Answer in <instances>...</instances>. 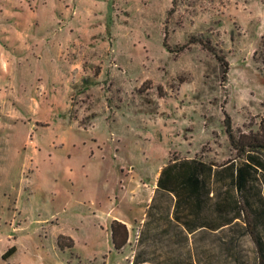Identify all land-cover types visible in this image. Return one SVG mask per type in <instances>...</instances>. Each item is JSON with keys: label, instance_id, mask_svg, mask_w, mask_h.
<instances>
[{"label": "rangeland", "instance_id": "rangeland-1", "mask_svg": "<svg viewBox=\"0 0 264 264\" xmlns=\"http://www.w3.org/2000/svg\"><path fill=\"white\" fill-rule=\"evenodd\" d=\"M0 25L41 44L39 66L3 68L0 264H256L250 236L227 229L186 242L152 224L139 238L152 198L171 205L155 191L169 158L232 159L225 114L236 133L258 128L264 0H0ZM118 219L128 238L115 249Z\"/></svg>", "mask_w": 264, "mask_h": 264}, {"label": "trees", "instance_id": "trees-1", "mask_svg": "<svg viewBox=\"0 0 264 264\" xmlns=\"http://www.w3.org/2000/svg\"><path fill=\"white\" fill-rule=\"evenodd\" d=\"M204 46L214 51L210 45ZM214 54L222 63V78H225L228 63L223 56L215 51ZM253 57L264 68V35L261 36ZM224 126L235 150L232 159L215 164L201 157H172L161 167L155 191L169 195L171 205H155V196L152 198L140 233L141 244L149 238L152 224L161 228L162 234L181 237L186 242L189 234L227 229L232 233L249 235L255 248L256 264H264V116L256 130L236 133L228 114H225ZM110 229L113 247L120 249L127 242V227L124 223L113 220ZM226 237L227 245L233 247V234L226 233ZM60 238L61 236L57 238L59 245ZM14 251L15 247L11 246L2 257L5 258ZM231 258L236 264H244L236 253ZM135 264L194 262L190 260L184 263L171 257L150 261L137 256ZM198 264L205 263L198 261Z\"/></svg>", "mask_w": 264, "mask_h": 264}, {"label": "crops", "instance_id": "crops-1", "mask_svg": "<svg viewBox=\"0 0 264 264\" xmlns=\"http://www.w3.org/2000/svg\"><path fill=\"white\" fill-rule=\"evenodd\" d=\"M12 57L14 62L19 64H27L28 66H39L41 61V44L39 39L35 40L27 34V27L13 25H0V112L8 103V82L10 80L9 73L3 70L7 68L8 58ZM33 66V67H34ZM40 79H38V92H41ZM6 124L0 114V130ZM0 142V174L6 170L3 163V154L1 153ZM120 222L128 226V222L118 219Z\"/></svg>", "mask_w": 264, "mask_h": 264}]
</instances>
